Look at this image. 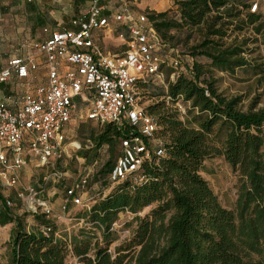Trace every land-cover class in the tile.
Instances as JSON below:
<instances>
[{
	"label": "trees",
	"instance_id": "trees-1",
	"mask_svg": "<svg viewBox=\"0 0 264 264\" xmlns=\"http://www.w3.org/2000/svg\"><path fill=\"white\" fill-rule=\"evenodd\" d=\"M252 2L175 0L177 19L167 11H146L162 43L177 50L182 62L163 95L189 103L196 111L195 127L179 120L165 101L144 107L156 120L154 138L161 141L164 156L146 160L133 177L93 199L89 210L77 216L86 224L80 238L69 245L17 224L10 237L12 264H66L68 252L79 264H264V110L242 111L241 98L219 93L213 79L214 71L233 74L249 65L245 55L254 42L245 33L250 29L260 35L264 29V19L249 10ZM183 28L201 32L189 60L170 45L171 33ZM150 83L137 84L141 104V90ZM216 128L225 133L220 146L210 138ZM127 132V127L106 124L91 136L93 150L102 145L111 150ZM213 156H222L239 174L233 209L219 203L200 174L203 162ZM113 165L107 162L94 176L103 189L112 186ZM139 175L146 179L142 184L135 182ZM148 207L150 212L139 217ZM122 213L130 214L135 226L111 248L117 232L110 229Z\"/></svg>",
	"mask_w": 264,
	"mask_h": 264
},
{
	"label": "built area",
	"instance_id": "built-area-1",
	"mask_svg": "<svg viewBox=\"0 0 264 264\" xmlns=\"http://www.w3.org/2000/svg\"><path fill=\"white\" fill-rule=\"evenodd\" d=\"M140 1L117 0V10L112 11L107 10L102 0H92L86 15L72 21L75 31L53 32L45 42L35 46L47 62V85L37 88L34 94L24 95L21 109L17 111L9 109L5 101L0 102V180L7 187H14L19 181L17 176L8 177L7 174L24 167L28 155L35 157L38 166L46 170L43 185L38 188L28 186L25 195H21L30 215H42L46 219L54 215L39 195L46 184L64 180V173L55 167V161L68 155L63 144L76 101L89 105L85 115L87 121L99 126L114 124L118 128H128L125 136L120 138L121 152L109 173L113 186L133 177L146 160L164 156L161 141L154 138L158 128L156 120L141 104L137 84L163 78L162 66L167 63L175 71L170 76V81H174L182 70V62L177 50L162 43L146 12L137 16L132 14L131 7ZM249 10L256 13L258 4L252 2ZM111 23L120 27L116 35L124 46L121 53L105 52L97 44L95 35L110 33ZM163 54L166 60H163ZM62 62L70 69L59 72ZM35 68L31 60L13 59L0 72V82L8 80L13 73L26 78ZM178 107L182 109L181 105ZM72 144L73 148L79 149V145ZM88 180L89 174H85L66 189L63 210L68 202L75 206L81 204L89 210V201L83 202L80 196ZM145 180L142 175L135 178L137 184ZM6 205L11 204L6 201ZM80 222L86 225L83 220ZM118 228L121 225L116 223L110 230L128 235L127 230ZM40 232L49 237L52 226L44 225Z\"/></svg>",
	"mask_w": 264,
	"mask_h": 264
},
{
	"label": "rangeland",
	"instance_id": "rangeland-1",
	"mask_svg": "<svg viewBox=\"0 0 264 264\" xmlns=\"http://www.w3.org/2000/svg\"><path fill=\"white\" fill-rule=\"evenodd\" d=\"M250 1L252 0H247V2ZM253 1L258 4L257 13L264 19V0ZM164 2L165 5L169 7L166 10L169 12V16L177 19L178 11L177 7L174 6L175 0H164ZM110 28L114 32L112 38L116 40V32L120 27L116 23H111ZM171 34L174 36V39L170 45L176 47L181 55H185V60H189L190 48L200 41L201 32L196 29L183 28L180 31H173ZM245 36L247 38H252L254 42L253 45L249 46L250 50L245 55L249 61V65L245 68L237 69L233 74L214 71L213 79L215 80V85L219 93L228 98L234 96L241 98L239 108L242 111L264 110V29L260 35H253L249 29L246 31ZM116 42L122 44L120 39ZM108 49L112 52H118L120 47L109 45ZM162 57L163 60H166L164 54ZM197 61L202 64H207L204 58H198ZM161 71L164 79L154 80L141 90L143 91V97L141 98L142 105L147 108L158 102L165 101L166 105L177 113L179 120L187 123L189 126L195 127L196 123L194 118L196 117V111L191 109L189 103L184 104L181 101L172 102L163 95L166 91L165 87L167 81L170 80V76L175 71L168 66V63L162 66ZM75 105L76 110L71 123L68 125L69 130L67 131V138L63 144L68 155H62L61 158L55 161V167L64 173V180L60 183H62L61 186L69 188L75 185L81 176L89 174L88 186L83 192H88L90 196H94V199L99 196L105 197L112 191V187L115 188L121 183L103 189L99 183L94 181V176L107 162H111V164L115 163L121 152L120 146L119 143H117L110 150L108 145H102L98 150H93L94 142L91 136L98 135L104 126H99L85 119V115L89 109L88 104L76 101ZM179 105H181L182 109L178 107ZM224 136V131L216 128L210 138L215 146H220ZM72 143L76 146L79 145V149L73 148ZM262 151L264 152V146ZM34 161L32 165H38V160L36 158H34ZM33 168V176L25 180L26 187L33 186L36 181L35 178L38 176L37 174H41L43 170L45 171V169H40L41 171L38 170L36 166ZM200 174L217 196L219 203L226 209H233L240 180L238 172L233 171L222 156H213L207 158L203 162ZM15 194L16 190L13 187H0V211L3 212L0 214V264H12L11 239L7 237H11L13 231L18 229L17 224L21 230L28 232H39L41 226L44 225L40 224L38 219H35L34 216L26 212L24 202L16 197ZM7 195L10 197L7 198ZM7 200L10 202V206L6 205ZM85 200L86 199H84L83 202H85ZM84 209L85 208L80 204L75 211L70 213L68 217L74 218V220L72 219L65 222L58 221L55 223L57 217H52L50 223L55 225L52 227L51 237L66 245H69L74 238H80L83 225L80 220L77 219V216L81 214ZM150 210V207L145 208L138 216L143 217L148 214ZM3 214L6 216V220H3ZM6 222H8V224L11 223L9 227L11 226L12 230L6 231L7 229L2 226ZM117 223L121 225V228H118L120 231L129 229L131 232L135 226L132 217L128 213L120 214ZM128 236L119 233L114 234L116 240L112 243L111 248L118 246V244ZM92 242H94V239ZM66 264L79 263L78 259L74 257L72 253L68 252L66 255Z\"/></svg>",
	"mask_w": 264,
	"mask_h": 264
},
{
	"label": "crops",
	"instance_id": "crops-1",
	"mask_svg": "<svg viewBox=\"0 0 264 264\" xmlns=\"http://www.w3.org/2000/svg\"><path fill=\"white\" fill-rule=\"evenodd\" d=\"M91 1L0 0V72L6 69L8 63L13 59L31 60L36 66L34 70L29 71L26 78H19L13 73L8 80L0 82V102L5 101L9 109L17 111L21 109V99L24 95L34 94L37 88L47 85V62L44 54L38 52L35 46L45 42L53 32L75 31V28L71 24L72 21L86 15ZM102 4L107 10H117V0H102ZM168 8L164 0H141L131 7V11L134 16H137L146 11L165 12ZM113 33L111 31L110 33L96 34L97 44L105 52L113 54L121 53L124 50V46L120 42H116L118 41L117 35L116 40L112 38ZM109 45L120 47V50L112 52L108 49ZM69 69L70 66L65 62H62L59 66V72H65ZM68 130L69 127L66 129V135ZM34 158L32 155L26 156V165L24 167L15 173L9 172L7 174L8 177L17 176L19 181L13 188L16 190V197L22 201L24 199L21 195L25 194V180L33 176V167L36 166L38 170H43L37 164L32 165V162H35ZM45 171L43 170L41 174H37L35 184L32 187L38 188L43 185L42 177ZM61 185L62 183L50 182L43 186L44 191L39 195L52 208L54 212L53 217H57L55 223L58 221L74 220V218L68 216L77 209V206L68 202L66 209L63 210L66 201L65 191L68 187ZM5 186V182L0 180V187L4 188ZM80 196L82 200L86 199L85 202L89 201L88 204L94 199V196H90L88 192H81ZM6 197L10 196L7 195ZM1 213L3 212L0 211ZM2 218L3 220L7 219L4 214ZM34 218L38 219L40 224L52 227L55 225L50 223L52 219H46L42 215L35 216ZM9 225L11 223L8 224L6 222L2 226L7 229L6 231H10L12 228ZM7 238L9 239L10 236Z\"/></svg>",
	"mask_w": 264,
	"mask_h": 264
}]
</instances>
